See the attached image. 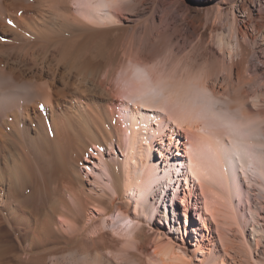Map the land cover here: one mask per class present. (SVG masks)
Here are the masks:
<instances>
[{
    "label": "bare ground",
    "instance_id": "obj_1",
    "mask_svg": "<svg viewBox=\"0 0 264 264\" xmlns=\"http://www.w3.org/2000/svg\"><path fill=\"white\" fill-rule=\"evenodd\" d=\"M148 1L0 0V264H264V0Z\"/></svg>",
    "mask_w": 264,
    "mask_h": 264
},
{
    "label": "rangeland",
    "instance_id": "obj_2",
    "mask_svg": "<svg viewBox=\"0 0 264 264\" xmlns=\"http://www.w3.org/2000/svg\"><path fill=\"white\" fill-rule=\"evenodd\" d=\"M204 1L149 0L148 4L153 12L147 18L152 19L156 24L165 25L170 32L177 33V39L173 43L183 44L186 42L187 46H195L199 34H203L206 39L203 56L210 63H215L216 59H220L218 58L219 55L215 53L216 48L224 45L226 50L229 51L235 47L231 26L233 0H228V4L220 10L216 8V2ZM235 1L246 8L256 4V0H251V2L249 0ZM261 8L264 10V7ZM145 21L139 27L145 25ZM214 23V30L210 32L206 27L214 25ZM260 57V60L264 61V56L261 55ZM256 60H253V62L257 63ZM178 200L180 201V199Z\"/></svg>",
    "mask_w": 264,
    "mask_h": 264
}]
</instances>
